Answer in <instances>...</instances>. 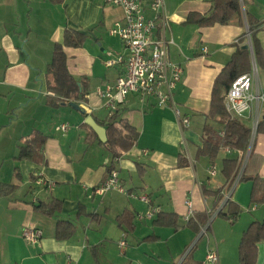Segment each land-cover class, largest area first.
I'll return each instance as SVG.
<instances>
[{
    "label": "crops",
    "instance_id": "obj_1",
    "mask_svg": "<svg viewBox=\"0 0 264 264\" xmlns=\"http://www.w3.org/2000/svg\"><path fill=\"white\" fill-rule=\"evenodd\" d=\"M141 1L146 15L153 17L152 0ZM164 1L169 58L184 68L174 99L181 113L191 117V125L181 127L170 105L142 103L130 95L121 116L139 135L129 151L118 148L121 155L115 161L128 193L111 190L101 195L95 188L107 177L113 153L85 121L91 115L101 125L107 111L96 90L122 72L121 65L108 67L105 62L126 53L122 40L109 32L124 18L123 8L106 0H0V190L4 184L17 186L9 195L0 194V264H167L160 245L169 252L174 249L180 258L201 231L202 216L209 220L224 204L229 187L223 175H210L216 162L198 156L204 134L196 127L198 118L203 127L208 121L215 79L247 34V25L238 20L211 27L189 24L191 12L210 11L208 0ZM243 1L245 11L263 24L257 37L264 48V0ZM67 29L86 35L82 47L66 48L70 73L79 81L88 79L86 112L68 102L50 104L48 67ZM109 36L120 39L123 53L116 52ZM66 122L70 129L62 131ZM36 135L44 137V145L35 158L18 159L21 147ZM254 149L264 159V134ZM260 174L264 177V162ZM40 175L55 183L53 189L36 183ZM218 189L222 201L212 194ZM252 189V181L240 182L230 199L258 212L256 204L250 206ZM142 195H149L161 212L176 214L180 228L155 224L158 214L139 219L150 207ZM54 198L63 201L54 216L36 209ZM126 211L134 216L133 228L119 225ZM61 220L76 227L69 239L57 237ZM26 227L41 231L37 242L24 239ZM123 240L126 249L119 246ZM112 241L118 244L116 257ZM216 244L209 239L202 264ZM219 255L220 264H230L222 249Z\"/></svg>",
    "mask_w": 264,
    "mask_h": 264
},
{
    "label": "trees",
    "instance_id": "obj_2",
    "mask_svg": "<svg viewBox=\"0 0 264 264\" xmlns=\"http://www.w3.org/2000/svg\"><path fill=\"white\" fill-rule=\"evenodd\" d=\"M211 3V9L208 13L191 12L188 15L187 23L195 24L200 27H211L216 24L227 25L234 20L241 24H247L253 46L254 57L259 70H264V48L262 47L257 34L263 28V24L254 20L251 14L245 11L243 0H208ZM86 35L80 31L67 29L64 34V41L56 43L53 51L52 61L48 67V88L53 94L50 96V104L58 105L59 102H68L73 106H78L81 102H87L88 79L77 80L68 69V55L66 48L82 47ZM248 37L245 35L239 40L240 45H236V52L231 60L226 64L221 73L214 82L211 108L206 115L207 119H212L219 127H215L208 121L205 123L203 143L198 150V156H207L211 163H215L221 150L224 147H230L236 156L223 158L221 173L225 177L228 187H231L238 178L241 170L240 182L252 181L253 189L251 194L252 202L264 203V180L260 174V168L264 162L263 156L257 154L252 148L248 159L245 162L249 148L254 147L252 143V128L249 127L244 119L232 117L225 106V95L232 86L233 82L245 73L252 70L253 56L251 50L246 48ZM107 129L108 140L105 145L113 153L112 161L107 168V173H111L116 168L115 159L120 157L118 148L122 151L132 149L138 139V132L127 120L121 116V109L111 115L106 114L103 121L100 122ZM224 132L223 134H221ZM257 134H264V114L260 120ZM44 145V137L36 135L28 140L19 151L18 159H34L37 150ZM108 176V175H107ZM14 184H4L0 190L1 195H9L16 190ZM205 193L208 191L205 189ZM218 201H222L221 189L212 191ZM63 201L61 199H52L51 201H42L36 206V209L45 215L54 216L62 210ZM228 208V212L225 211ZM241 212V207L232 201L226 200L219 211V215H224L234 220ZM200 220L201 228L208 222L206 216ZM134 216L126 211L119 217L121 227L133 228ZM192 222V219L189 223ZM159 226L180 228L178 217L174 213L160 212L154 221ZM76 231L75 225L70 221H59L57 225V237L60 239L71 238ZM264 243V221L252 222L244 230L240 245V264H257L259 257V244ZM191 253H189L190 255ZM188 255V256H189ZM187 256V258H188ZM184 259L181 264H191Z\"/></svg>",
    "mask_w": 264,
    "mask_h": 264
},
{
    "label": "built area",
    "instance_id": "obj_3",
    "mask_svg": "<svg viewBox=\"0 0 264 264\" xmlns=\"http://www.w3.org/2000/svg\"><path fill=\"white\" fill-rule=\"evenodd\" d=\"M106 2L120 6L124 10V18L117 21L109 29V32L122 40L126 53L119 54L105 62L108 67L121 65L122 72L114 82L97 88L96 93L102 99V107L107 111V114L111 115L120 111L130 95H135L142 103L153 100V104L156 106L170 105L176 113L181 127L188 128L191 125V117L181 113L174 99V91L182 81L184 68L180 63L173 62L169 58L168 45L170 41L167 38L169 17L165 12V1H151V8L155 12L153 17L146 15V7L141 0H106ZM246 35L248 37L247 44L252 47V70L233 82L225 95L224 103L232 117L247 118L253 121V143L264 113V85L259 80V67L254 57L248 25ZM80 104L86 109L88 108L86 102ZM60 128L62 131H67L70 129V125L63 124ZM250 148L252 150V146ZM223 150L229 154L233 152L230 147H224ZM247 159L248 156L246 155L244 164ZM242 171L243 169L233 185L229 187L224 203L231 198V193L240 183ZM209 173L212 176L216 175V168L209 169ZM36 183L49 190L53 189L55 185L53 181L43 175L38 177ZM111 190L128 193L122 184L117 168L112 170L104 181L95 188L96 193L101 195ZM130 196L135 195L131 193ZM140 199L150 204V207L144 215H139V219L154 218L161 212L159 207L152 204L149 195H142ZM219 211L216 212V215ZM212 221L213 219L210 218L202 226V235L207 234ZM23 237L26 241L35 243L41 237V231L26 227L23 230ZM127 244V241L123 240L119 246L121 249H126ZM204 264H220L217 244L214 248L208 249Z\"/></svg>",
    "mask_w": 264,
    "mask_h": 264
},
{
    "label": "rangeland",
    "instance_id": "obj_4",
    "mask_svg": "<svg viewBox=\"0 0 264 264\" xmlns=\"http://www.w3.org/2000/svg\"><path fill=\"white\" fill-rule=\"evenodd\" d=\"M104 37H107V35H105ZM109 39L112 41V43L117 46L115 47L116 52L119 53H123L125 51L124 47H122L121 45V41L118 37H113ZM113 45V47H114ZM103 48H101L102 50ZM116 55L118 53H115ZM118 56V55H117ZM259 80L261 82L262 85H264V70L260 69L259 70ZM201 119V118H200ZM198 123H197V127H196V132L200 133V134H204V130H203V122L201 123V120H199L198 118ZM245 123L249 126V127H253V121L251 119H244ZM209 123L213 124L215 127H219L218 124H216L212 119L208 120ZM67 124V122H66ZM260 137V134H257L255 137V144H254V148L257 147V142H258V138ZM227 153L223 150H221L217 160H216V170L217 173H219L218 177L221 178L222 177V173H221V167H222V160L224 157H226ZM251 181H242L241 184H246L249 183ZM131 183H129L130 185ZM128 185V186H129ZM257 205L259 207L258 212H249L246 208L247 207H241V212L240 214L234 219L231 220L228 217L224 216V215H216L215 211L214 214H212V224L211 227L207 234L202 235L201 231L195 236V239L193 241V243L189 244V246L185 249L183 255L178 258L176 255L177 252L173 249H171V252L167 251L165 246L162 244L160 245V247L162 246V252L165 253L163 258H168V262L167 264H181L183 262L184 259L187 258V256L189 255V253H191L187 260L191 263H193L194 261L198 262V264H202V258L204 256V253L208 247V241L209 239H211V243L212 241H217L218 243V247L220 246V250L219 253L222 251L224 252L225 256H224V260L225 261H229L230 264H240V254H239V245H240V240L242 237V234L244 232V230H246L248 228V226L254 222V221H264V203H251L250 206L253 205ZM228 208H226L225 211L228 212ZM110 226V225H109ZM225 240V242H222V240ZM111 248L112 251L115 253L114 256H118L119 252H118V244L117 241H112L111 242ZM101 258V257H100ZM163 258H159L158 256L155 258L157 261H162L163 262ZM178 258V259H177ZM205 260V258H204ZM204 264V262H203Z\"/></svg>",
    "mask_w": 264,
    "mask_h": 264
},
{
    "label": "water",
    "instance_id": "obj_5",
    "mask_svg": "<svg viewBox=\"0 0 264 264\" xmlns=\"http://www.w3.org/2000/svg\"><path fill=\"white\" fill-rule=\"evenodd\" d=\"M245 47L249 48L252 51V47L249 46L248 44ZM76 107L78 109L86 112V109L84 106L78 105ZM85 122H86V124H88L90 127L93 128V130L98 134L101 141L106 142L108 140L107 129L104 126L97 123V121L94 119L93 116H91V115L88 116ZM250 152H251V148L249 149V151L247 153L248 157L250 155ZM262 179L264 180V177H262ZM257 264H264V243L259 244V257H258Z\"/></svg>",
    "mask_w": 264,
    "mask_h": 264
}]
</instances>
